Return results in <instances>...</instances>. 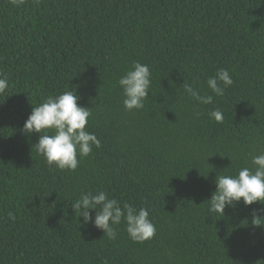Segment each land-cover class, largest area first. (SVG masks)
I'll return each mask as SVG.
<instances>
[{
  "label": "trees",
  "instance_id": "obj_1",
  "mask_svg": "<svg viewBox=\"0 0 264 264\" xmlns=\"http://www.w3.org/2000/svg\"><path fill=\"white\" fill-rule=\"evenodd\" d=\"M0 264H264V0H0Z\"/></svg>",
  "mask_w": 264,
  "mask_h": 264
}]
</instances>
